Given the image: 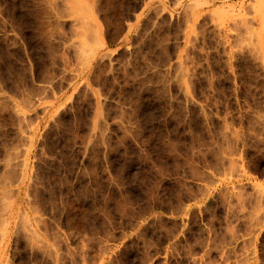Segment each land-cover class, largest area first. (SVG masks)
Here are the masks:
<instances>
[{
  "label": "rangeland",
  "instance_id": "rangeland-1",
  "mask_svg": "<svg viewBox=\"0 0 264 264\" xmlns=\"http://www.w3.org/2000/svg\"><path fill=\"white\" fill-rule=\"evenodd\" d=\"M3 180L0 264H264V0H0Z\"/></svg>",
  "mask_w": 264,
  "mask_h": 264
},
{
  "label": "bare ground",
  "instance_id": "bare-ground-1",
  "mask_svg": "<svg viewBox=\"0 0 264 264\" xmlns=\"http://www.w3.org/2000/svg\"><path fill=\"white\" fill-rule=\"evenodd\" d=\"M157 71V70H156ZM154 72V71H153ZM151 76V75H150ZM155 76V75H154ZM146 80H147V78H146ZM44 107V106H43ZM29 108V107H28ZM24 112V111H23ZM155 143V142H154ZM173 146V145H172ZM171 146V147H172ZM25 153V152H24ZM188 158V157H187ZM173 159V158H172ZM189 160V159H188ZM180 161V160H179ZM176 162V161H175ZM180 163V162H179ZM184 163V162H183ZM189 163V162H188ZM10 168V167H9ZM190 168V167H189ZM26 173H27V171H26ZM25 173V174H26ZM14 175V174H13ZM24 175V174H23ZM11 176V175H10ZM27 175H25V176H23V178H22V182H26V181H24V178L26 177ZM12 177V176H11ZM16 180V179H15ZM18 180V179H17ZM8 181V180H7ZM7 181H1L0 182V194H3V192L6 190L7 191V186L9 185V182H7ZM20 181V180H19ZM25 184V183H24ZM22 187V189H23V186H21ZM10 188V187H9ZM153 188V187H152ZM187 188V187H186ZM21 188H19L18 190H16L15 192H14V194H13V200H12V202H11V200L9 201V204H8V207L6 208V214H7V216L6 217H4L5 218V220H3L4 221V223H3V241H2V243H3V245L8 241V239L11 237V236H13V233L15 232V211H16V208H17V204H18V202H19V200H20V190ZM10 191H11V189H10ZM192 191V190H191ZM208 191V190H207ZM10 193V192H9ZM27 193V192H26ZM194 193V192H193ZM206 193V192H205ZM149 194V193H148ZM151 194V193H150ZM177 194V193H176ZM191 194V193H190ZM1 197V196H0ZM12 197V196H11ZM10 197V198H11ZM155 197H156V195H155ZM195 198H196V196H195ZM1 199H3L2 201H4V198L2 197ZM6 199V198H5ZM12 199V198H11ZM4 202H7V200L6 201H4ZM3 202V203H4ZM11 202V203H10ZM184 202V201H183ZM151 203V202H150ZM185 203V202H184ZM4 205V204H3ZM122 205H124V204H122ZM183 206V208H185L184 207V205H182ZM156 207V206H155ZM0 208H2V207H0ZM125 208V207H124ZM154 208V207H153ZM131 209V208H130ZM176 209V208H175ZM1 210V209H0ZM3 210H4V208H3ZM177 210V209H176ZM123 211H126V210H123ZM178 211V210H177ZM5 213V212H4ZM21 213V212H20ZM19 213V214H20ZM125 213H127V212H125ZM138 213V212H137ZM140 215H142V214H140ZM5 216V215H4ZM129 216V215H128ZM132 216V215H131ZM134 216V215H133ZM1 217V216H0ZM34 217V216H33ZM20 218V217H19ZM19 218H17V219H19ZM21 218H23L22 217V215H21ZM128 218V217H127ZM140 218V217H139ZM137 220V219H136ZM36 222V221H35ZM17 225V224H16ZM20 225V224H19ZM17 228V227H16ZM19 231V230H18ZM16 233H18L17 232V230H16ZM168 235V234H167ZM168 238V237H167ZM15 239V238H14ZM1 243V242H0ZM1 250H0V255H1Z\"/></svg>",
  "mask_w": 264,
  "mask_h": 264
}]
</instances>
